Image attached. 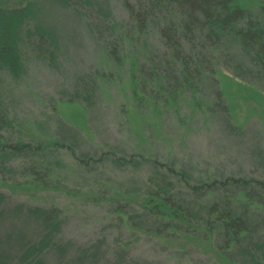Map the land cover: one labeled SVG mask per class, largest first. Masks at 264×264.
I'll use <instances>...</instances> for the list:
<instances>
[{
  "label": "rangeland",
  "instance_id": "obj_1",
  "mask_svg": "<svg viewBox=\"0 0 264 264\" xmlns=\"http://www.w3.org/2000/svg\"><path fill=\"white\" fill-rule=\"evenodd\" d=\"M31 1L25 74L0 78V130L11 149L0 150V239L16 236L10 252L44 235L37 218L13 213L19 205L60 212L46 264H220L203 242L219 218L208 217L212 205L245 212L248 239L264 243L256 184L264 183V63L233 38L253 22L264 27V0H248L246 18L232 23L217 63L224 77L206 62L213 41L198 33L182 40L205 72L200 89L185 95L163 55L164 33L187 13L181 4ZM127 5L135 17L152 8L150 25L139 32ZM153 70L166 76L161 87ZM22 144L28 149L16 151ZM161 188L192 227L169 229L144 208ZM223 237L216 224L213 240Z\"/></svg>",
  "mask_w": 264,
  "mask_h": 264
},
{
  "label": "trees",
  "instance_id": "obj_2",
  "mask_svg": "<svg viewBox=\"0 0 264 264\" xmlns=\"http://www.w3.org/2000/svg\"><path fill=\"white\" fill-rule=\"evenodd\" d=\"M167 1L181 4L182 8L187 10V13L178 19L179 23H176L174 32L164 33V39L169 41L163 54L164 63L171 69V75L173 74L175 81L178 82L179 80L176 89H180V94H194L203 83L204 66L201 55L195 49L196 47H189L183 44L182 40L197 39L198 33L200 35L205 34L204 37L209 41V44L213 41L212 48L205 47L206 57L209 58L206 62H212V71L224 77L220 72L221 68L217 64L219 62V52H221L223 43L226 40L232 41V29L236 27L232 23H241L246 18L245 8L248 0ZM33 9L34 4L31 0H0V78L4 73L15 79H19L25 74L26 67L21 43L24 31L33 18ZM127 9L132 19L138 22L139 32L147 28L154 18L152 14L147 13L152 8H144V15L139 17L133 16L131 6L127 5ZM233 19L237 22H232ZM233 38L249 53H247L248 55L254 54V62L264 63V27L261 23L253 22L247 30H237ZM153 73L155 74L152 78H156L161 87L163 85L162 81L165 79L163 77L166 76H162L154 70ZM225 79L231 80L226 76ZM0 117V125L4 126L7 116L1 106ZM20 147L22 148L17 147L19 149L16 151L28 149L26 144H22ZM0 150H3V154L8 156L11 153L9 146L2 142L1 130ZM227 184L231 187L232 185L235 186L236 189H244L246 186V182L242 184L234 180H229ZM256 184L260 190L257 199L260 197L262 203V205H258L264 207V183L256 182ZM161 190L163 189L147 194L144 200V208L154 217L167 223L169 229H176L179 225L192 227L193 223L185 207L171 204L169 198ZM251 196L250 193L248 198H256ZM3 199L4 196L0 194V204ZM245 208H243V211ZM13 213L29 215L27 218H37L43 226L44 235L37 241L26 242V238H24L21 242L23 245L20 246L21 248L17 250L15 255L10 251H12L11 244L16 236L11 234L7 238L2 237L0 239V264H46L47 256L50 254L49 249L53 244L56 233L61 228L60 212L57 209H26L19 205L14 207ZM215 215L219 217L215 221V225H219L224 237L213 240L212 231L215 230V225L212 223L206 229L208 236L203 239V242H206L207 248L213 250L218 263L264 264V243L248 239V232L250 231L248 225L250 224H248L245 212L240 213L232 209L225 212L218 205H212L208 208V217L211 219Z\"/></svg>",
  "mask_w": 264,
  "mask_h": 264
}]
</instances>
